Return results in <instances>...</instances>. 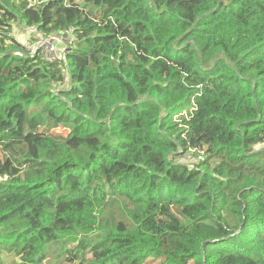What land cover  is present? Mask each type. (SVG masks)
Wrapping results in <instances>:
<instances>
[{
  "label": "trees",
  "instance_id": "1",
  "mask_svg": "<svg viewBox=\"0 0 264 264\" xmlns=\"http://www.w3.org/2000/svg\"><path fill=\"white\" fill-rule=\"evenodd\" d=\"M51 243L55 264H264V0H0V251Z\"/></svg>",
  "mask_w": 264,
  "mask_h": 264
},
{
  "label": "built area",
  "instance_id": "2",
  "mask_svg": "<svg viewBox=\"0 0 264 264\" xmlns=\"http://www.w3.org/2000/svg\"><path fill=\"white\" fill-rule=\"evenodd\" d=\"M28 32L33 34V40L24 43L26 53L40 52L42 58L46 60H56L63 55V52L57 49L58 44H63V35L44 37L36 28H28Z\"/></svg>",
  "mask_w": 264,
  "mask_h": 264
},
{
  "label": "rangeland",
  "instance_id": "3",
  "mask_svg": "<svg viewBox=\"0 0 264 264\" xmlns=\"http://www.w3.org/2000/svg\"><path fill=\"white\" fill-rule=\"evenodd\" d=\"M13 28H14V32H15V34L17 36H20V35L23 36L22 41H29V42H31L33 40V36L32 37H29L27 39V33H26V31L28 30V28H24V27L19 26L17 24H14ZM64 47H65L64 45L58 44L57 49L64 48ZM58 132L59 133H64V130L60 128ZM185 159L189 161V160H192L193 158H185ZM54 244L55 243L49 244V246H48V249H49L48 252H49V254H48V257L42 262L43 264H55L56 259H57L56 257L58 255V254L55 255L56 252L59 249H61V250H59V253H60L67 246L66 244H64V245H60V244L59 245L58 244L54 245ZM1 251H0V264H9L10 263V260H11V258H10L11 256H9L8 254L6 256L5 253H3ZM15 259L17 261L16 264H19L18 263L19 259L18 258H15Z\"/></svg>",
  "mask_w": 264,
  "mask_h": 264
},
{
  "label": "crops",
  "instance_id": "4",
  "mask_svg": "<svg viewBox=\"0 0 264 264\" xmlns=\"http://www.w3.org/2000/svg\"><path fill=\"white\" fill-rule=\"evenodd\" d=\"M26 33H27V39H28L29 37H32V36H33V34H30V33L28 32V30L26 31ZM16 36H17V35H16ZM17 39L22 41L23 36H22V35L17 36ZM22 42L25 43L26 41H22Z\"/></svg>",
  "mask_w": 264,
  "mask_h": 264
}]
</instances>
